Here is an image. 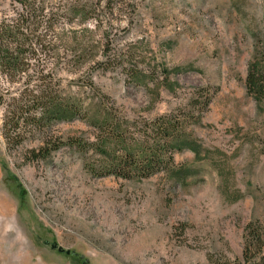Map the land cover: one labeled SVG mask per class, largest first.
I'll list each match as a JSON object with an SVG mask.
<instances>
[{
    "label": "rangeland",
    "instance_id": "rangeland-1",
    "mask_svg": "<svg viewBox=\"0 0 264 264\" xmlns=\"http://www.w3.org/2000/svg\"><path fill=\"white\" fill-rule=\"evenodd\" d=\"M25 14L29 74L75 116L14 146L3 122L24 77H0V264H244L253 232L259 263L264 100L246 79L264 64V0H0V23ZM168 125L185 147L163 138L152 171L114 169Z\"/></svg>",
    "mask_w": 264,
    "mask_h": 264
},
{
    "label": "trees",
    "instance_id": "trees-1",
    "mask_svg": "<svg viewBox=\"0 0 264 264\" xmlns=\"http://www.w3.org/2000/svg\"><path fill=\"white\" fill-rule=\"evenodd\" d=\"M30 18L34 17L25 14L19 15L18 19L12 22L3 21L0 23V77L12 84L18 83L24 77L23 88H21L19 95L12 96L8 102V110L3 122L5 138L14 146H19L23 142L24 134L28 132L41 130L52 121L65 120L66 117L75 116V109L70 105L68 99H63L50 83L44 82L46 77L41 75V71L32 75L29 74V71L34 67L30 61L35 59V44L40 41V36L36 35L35 29L32 30L35 21L30 22ZM32 83H34L33 86H31ZM246 86L256 101L264 100V64L262 65L260 61L250 68ZM3 96L0 95V101ZM107 122L108 120L102 119L96 124L104 128ZM114 128L110 131L112 132L111 135L114 136L112 140L124 146L123 134L119 132L118 127L114 126ZM177 130L176 125H168L165 128L157 127L153 130L155 135L152 145L148 141L145 142L147 146H136L132 149L134 151L128 148L124 149L127 156L125 159H117L113 163L114 169H122L124 172L130 171L132 168L134 170L139 169L143 173H145L144 171H152L153 168L161 165L159 160L161 139L173 138L175 142H169L171 146L168 149L174 147L173 145L178 149L186 146V143H182L184 145L177 144L178 142L175 140L179 137ZM131 152L140 153V156L136 158L134 157L136 154L133 155ZM32 154L35 157V154ZM249 235L243 253L244 264H264V257L259 263L253 260L254 255L261 251V246H259L261 236L258 232ZM253 251L255 252L252 253Z\"/></svg>",
    "mask_w": 264,
    "mask_h": 264
},
{
    "label": "water",
    "instance_id": "water-1",
    "mask_svg": "<svg viewBox=\"0 0 264 264\" xmlns=\"http://www.w3.org/2000/svg\"><path fill=\"white\" fill-rule=\"evenodd\" d=\"M46 245H47V243H46ZM51 249L52 250H55L56 249L59 253H62L63 252V250L61 248L57 247L56 244L51 245ZM66 254H68V252H66Z\"/></svg>",
    "mask_w": 264,
    "mask_h": 264
},
{
    "label": "bare ground",
    "instance_id": "bare-ground-1",
    "mask_svg": "<svg viewBox=\"0 0 264 264\" xmlns=\"http://www.w3.org/2000/svg\"><path fill=\"white\" fill-rule=\"evenodd\" d=\"M6 206V205H5ZM7 207V206H6Z\"/></svg>",
    "mask_w": 264,
    "mask_h": 264
}]
</instances>
